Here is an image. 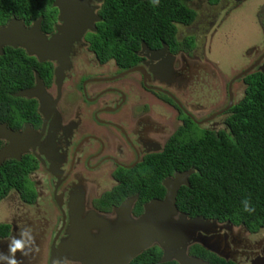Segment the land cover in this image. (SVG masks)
<instances>
[{
    "label": "flooded vegetation",
    "instance_id": "obj_1",
    "mask_svg": "<svg viewBox=\"0 0 264 264\" xmlns=\"http://www.w3.org/2000/svg\"><path fill=\"white\" fill-rule=\"evenodd\" d=\"M201 1L212 7L221 2L189 1L196 11L193 22H176L173 43L142 41L130 65L96 50L104 1L92 3L99 6L100 20L74 42L69 60H5L16 65L22 79L20 89L9 93L22 99L16 111L6 108L0 122L20 133L26 147L0 165L20 162L27 179L0 199V253L9 256L10 240L30 229L23 237L27 255L15 253L18 264H81L60 252L71 235L76 205L84 219L93 215L112 224L121 215L138 219L148 204L165 198L169 179L195 171L179 168L178 151L185 140L229 131L228 119L246 96L249 80L264 74V1L235 0L244 2L240 17L231 19L229 9L223 17L214 13L200 21ZM241 12L251 24L241 21ZM58 17L57 9L52 29L43 30L42 22V30L55 33ZM242 26L247 30L239 33ZM243 37L247 42L242 44ZM38 79L42 100L17 95L36 87ZM10 144L0 139V150ZM170 158L176 161L172 168ZM193 173L179 192L190 186ZM221 224L234 262L264 264V229ZM0 264L8 260L0 256Z\"/></svg>",
    "mask_w": 264,
    "mask_h": 264
},
{
    "label": "trees",
    "instance_id": "obj_2",
    "mask_svg": "<svg viewBox=\"0 0 264 264\" xmlns=\"http://www.w3.org/2000/svg\"><path fill=\"white\" fill-rule=\"evenodd\" d=\"M189 1L192 0H104L100 10L103 20L95 34L96 50L106 59L114 58L130 65L137 59L136 52L142 41L151 46H160L163 41L173 43L176 22L190 24L195 18L196 11L188 5ZM53 2L0 0V25L14 17L30 25L43 16V30H51L57 12ZM19 57L29 55L23 48L13 47H6L0 55L1 119L8 106L16 111L22 99L9 93L20 89L17 82L22 79L16 65L5 61ZM249 81L246 96L233 107L228 119L229 131L218 135L207 132L200 138L185 140L180 146L182 166L179 168L192 166L195 171L190 177V186L180 190L177 205L191 216L230 221L256 232L264 229V74L253 76ZM173 163L176 161L170 158L171 168ZM26 175L20 162L0 165V199L13 187L21 189ZM245 201L253 211H245ZM190 254L209 264H239L219 257L200 244L192 245ZM161 258L162 250L153 246L130 264H178L161 262Z\"/></svg>",
    "mask_w": 264,
    "mask_h": 264
},
{
    "label": "water",
    "instance_id": "obj_3",
    "mask_svg": "<svg viewBox=\"0 0 264 264\" xmlns=\"http://www.w3.org/2000/svg\"><path fill=\"white\" fill-rule=\"evenodd\" d=\"M103 1L54 0L53 6L59 10L60 24L52 34L42 30L43 16L30 25L22 18L8 20L0 25V55L9 46L23 48L29 56L41 61L69 60L74 42L82 39L88 29L95 30V21L100 20L95 13L99 6L92 3ZM37 83L36 87L22 90L17 95L42 100L44 87L40 79ZM21 137L20 133L0 122V139L11 143L0 150V163L10 155L20 154L26 147ZM193 172L190 170L169 179L165 198L148 204L144 215L138 219L121 215L115 224L93 215L84 219L82 211L77 210L80 209L79 205H76L71 235L60 246L62 256L81 264H129L144 251L158 246L163 252L161 262L209 264L190 254V247L200 244L221 258L235 261L228 235L223 233L226 226L217 219L189 217L180 212L176 205L179 187L189 185L188 176Z\"/></svg>",
    "mask_w": 264,
    "mask_h": 264
},
{
    "label": "rangeland",
    "instance_id": "obj_4",
    "mask_svg": "<svg viewBox=\"0 0 264 264\" xmlns=\"http://www.w3.org/2000/svg\"><path fill=\"white\" fill-rule=\"evenodd\" d=\"M251 1V0H250ZM264 1V0H262ZM235 0H221L220 4L217 6V7H212L211 5H208L207 2L205 1H201V10H202V13H200L199 15V20L202 21L203 18L205 17L204 15H208V16H211L212 14L215 13V15H218L223 17V15L229 10V9H233L232 10V14H231V19L235 16H239V10H238V7L243 3L244 5V2H242L241 4L239 3H234ZM242 5V7H243ZM241 7V8H242ZM247 7V6H246ZM244 13H246L245 11H243ZM243 12H241V21L245 22L246 24H251V17L248 18V15L247 14H244ZM228 16V15H227ZM240 17V16H239ZM218 20V19H217ZM238 20H240L238 18ZM244 26L241 27L239 33H242L244 31H246L247 29L245 28ZM197 29H195L196 31ZM248 33V32H247ZM248 35V34H247ZM247 40L245 37H243V41H242V44L243 43H246ZM28 183V182H26Z\"/></svg>",
    "mask_w": 264,
    "mask_h": 264
},
{
    "label": "clouds",
    "instance_id": "obj_5",
    "mask_svg": "<svg viewBox=\"0 0 264 264\" xmlns=\"http://www.w3.org/2000/svg\"><path fill=\"white\" fill-rule=\"evenodd\" d=\"M158 2V0H156ZM245 211H253L248 206V202L245 201ZM30 231V229H23L20 233V239H17L16 237H13L9 242V256H4V254L0 253V256H3L4 259L8 260V264H18V261L15 257V253L19 250L22 254L27 255V252H25V241L23 239L24 235L27 234ZM32 241L34 242V237H32ZM57 264H60L58 261Z\"/></svg>",
    "mask_w": 264,
    "mask_h": 264
}]
</instances>
